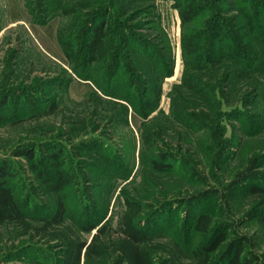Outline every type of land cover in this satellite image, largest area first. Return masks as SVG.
Masks as SVG:
<instances>
[{"label": "rangeland", "instance_id": "rangeland-1", "mask_svg": "<svg viewBox=\"0 0 264 264\" xmlns=\"http://www.w3.org/2000/svg\"><path fill=\"white\" fill-rule=\"evenodd\" d=\"M177 3L0 0V171L21 208L0 223V264H63L79 244V264H126L127 200L153 264H232L237 247L240 264H264V205L246 190L264 172V0H204L185 25ZM217 19L242 57L209 64ZM96 26L109 37L88 56ZM195 31L201 49L182 56Z\"/></svg>", "mask_w": 264, "mask_h": 264}, {"label": "trees", "instance_id": "trees-1", "mask_svg": "<svg viewBox=\"0 0 264 264\" xmlns=\"http://www.w3.org/2000/svg\"><path fill=\"white\" fill-rule=\"evenodd\" d=\"M225 1V0H218ZM204 0H178L176 4L178 15L180 18L181 24L185 25L196 18L200 17L204 10ZM239 11L242 13V27L247 32H254L256 24V20L254 15L249 14L250 9L244 8L240 6ZM249 11V12H248ZM210 29L211 39L208 45L205 47L203 53H200V56L203 57L207 63L215 62V59H219L223 53H227L229 49L234 54V50L236 51V47L232 45H224V41L226 39L227 32L224 29L223 23L219 19L213 20L211 23ZM201 32H193L191 34L186 33L182 37V56L186 54V57L195 56L199 50L196 40L203 41V38H200ZM109 37V31L107 28L102 29V26H96L91 31V35L87 38L88 44L86 46V53L88 56L93 55L96 51L97 45L100 43L101 38ZM205 39V38H204ZM242 45L245 47H250L249 42H242ZM232 48V49H231ZM228 50V51H227ZM239 57L241 53L237 50ZM248 54V51H247ZM249 56V54H248ZM251 56H249L250 58ZM124 114H127V110L124 109ZM135 114H132L133 119H135ZM125 121L127 118L125 117ZM58 153L52 152L49 156L50 160L55 161L58 157ZM31 157V153L29 154ZM0 171V223H3L7 220H13L20 216V203L15 198L12 193V187L9 183V178H11V174L7 172ZM248 170L240 173V176L247 177ZM61 174H58V177L55 180H52L51 186L54 189H59L61 187ZM258 179H260L259 184H252L246 187V190L252 194L253 196L259 197V201L264 205V172L258 173ZM3 178V179H2ZM138 202L136 201H126L127 210L124 213L121 223L120 229L122 233V238L118 243V251L126 264H153L151 258L147 255V253L140 247V245L146 239V232L139 229L135 222V214L131 213L132 210ZM209 223V218L206 214H198L196 217L195 226L199 230H205ZM223 240V234H215L206 245H204V252L209 253L213 251L217 245ZM85 244L79 245H68L66 249V257L63 260V264H79L80 261V252L81 249L84 248ZM241 250L237 247L236 253L231 260L232 264H240L239 261H236V257L239 255Z\"/></svg>", "mask_w": 264, "mask_h": 264}]
</instances>
